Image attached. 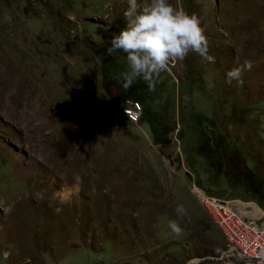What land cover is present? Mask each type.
I'll list each match as a JSON object with an SVG mask.
<instances>
[{
  "label": "rangeland",
  "instance_id": "obj_1",
  "mask_svg": "<svg viewBox=\"0 0 264 264\" xmlns=\"http://www.w3.org/2000/svg\"><path fill=\"white\" fill-rule=\"evenodd\" d=\"M170 3L215 62L191 53L149 91L124 90L126 54L106 52L127 0H0V264H255L198 194L264 210V0Z\"/></svg>",
  "mask_w": 264,
  "mask_h": 264
},
{
  "label": "clouds",
  "instance_id": "obj_2",
  "mask_svg": "<svg viewBox=\"0 0 264 264\" xmlns=\"http://www.w3.org/2000/svg\"><path fill=\"white\" fill-rule=\"evenodd\" d=\"M128 7L123 15L126 27L111 39V47L106 49L108 55L117 51L126 54L127 70L119 73L115 79L121 82L124 90H128L142 79L149 91H154L161 73L169 70L173 62L185 60L189 54L195 53L209 62L214 63L215 57L209 55V42L205 29L196 15H189L178 10L170 0H149L142 4L138 0H127ZM106 9L110 3L104 5ZM251 70V62L231 69L227 82L233 80L243 84V74ZM176 213L183 217L187 209L177 206ZM169 228L176 235L183 229L177 221H169ZM10 255L3 254L4 259Z\"/></svg>",
  "mask_w": 264,
  "mask_h": 264
},
{
  "label": "built area",
  "instance_id": "obj_3",
  "mask_svg": "<svg viewBox=\"0 0 264 264\" xmlns=\"http://www.w3.org/2000/svg\"><path fill=\"white\" fill-rule=\"evenodd\" d=\"M122 103L131 113L133 123L144 119V105L140 100L126 98ZM198 195L199 199L216 203V211L210 213L220 219V226L216 227L229 240L230 256L248 257L255 264H264V210L238 197L220 196L202 189ZM255 211L259 213L257 216L253 214Z\"/></svg>",
  "mask_w": 264,
  "mask_h": 264
},
{
  "label": "bare ground",
  "instance_id": "obj_4",
  "mask_svg": "<svg viewBox=\"0 0 264 264\" xmlns=\"http://www.w3.org/2000/svg\"><path fill=\"white\" fill-rule=\"evenodd\" d=\"M122 112L124 113V115H125L130 121H132V115H131V113H130V112H127V111L125 110V104H124L123 107H122ZM132 122H133V121H132ZM202 201L205 203L206 206H209L210 204H213V203H214L213 201H207L206 199H202ZM215 204H216V203H215ZM218 226H220V222H219ZM228 247H229V240H228ZM234 257H236V258H238V259H241V260H244V261H247V262H255V261L251 260V259L248 258V257H237V256H234Z\"/></svg>",
  "mask_w": 264,
  "mask_h": 264
},
{
  "label": "crops",
  "instance_id": "obj_5",
  "mask_svg": "<svg viewBox=\"0 0 264 264\" xmlns=\"http://www.w3.org/2000/svg\"><path fill=\"white\" fill-rule=\"evenodd\" d=\"M253 214H254L255 216H257L259 213H258L257 211H255Z\"/></svg>",
  "mask_w": 264,
  "mask_h": 264
}]
</instances>
